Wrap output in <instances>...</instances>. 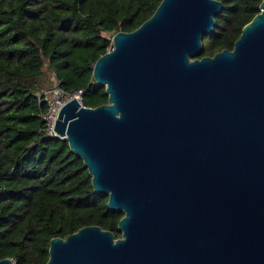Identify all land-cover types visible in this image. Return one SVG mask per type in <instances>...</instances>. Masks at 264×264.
<instances>
[{
  "label": "water",
  "instance_id": "1",
  "mask_svg": "<svg viewBox=\"0 0 264 264\" xmlns=\"http://www.w3.org/2000/svg\"><path fill=\"white\" fill-rule=\"evenodd\" d=\"M222 6L159 0L94 59L106 100L60 106L56 135L120 234L53 235L43 264H264V0L232 47L199 55Z\"/></svg>",
  "mask_w": 264,
  "mask_h": 264
},
{
  "label": "trees",
  "instance_id": "2",
  "mask_svg": "<svg viewBox=\"0 0 264 264\" xmlns=\"http://www.w3.org/2000/svg\"><path fill=\"white\" fill-rule=\"evenodd\" d=\"M159 0H0V257L43 264L49 239L97 223L120 234L121 210L94 190L82 158L45 131L37 90L49 72L81 100L107 98L94 81V59L117 29H131ZM260 0H222L199 55L232 47Z\"/></svg>",
  "mask_w": 264,
  "mask_h": 264
},
{
  "label": "built area",
  "instance_id": "3",
  "mask_svg": "<svg viewBox=\"0 0 264 264\" xmlns=\"http://www.w3.org/2000/svg\"><path fill=\"white\" fill-rule=\"evenodd\" d=\"M82 91V88L71 92L67 91L60 85V80L53 73L51 84L37 90L38 98L45 103L44 109L40 111V116L44 121L46 132L56 135L53 126L60 106L71 96H75L80 103H83L81 100ZM12 261L15 264L14 260Z\"/></svg>",
  "mask_w": 264,
  "mask_h": 264
},
{
  "label": "rangeland",
  "instance_id": "4",
  "mask_svg": "<svg viewBox=\"0 0 264 264\" xmlns=\"http://www.w3.org/2000/svg\"><path fill=\"white\" fill-rule=\"evenodd\" d=\"M52 82V72H49V76H48V82L46 84H43L42 86H48L50 85Z\"/></svg>",
  "mask_w": 264,
  "mask_h": 264
}]
</instances>
